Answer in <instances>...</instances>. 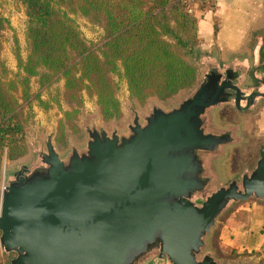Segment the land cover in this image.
<instances>
[{"label":"water","instance_id":"1","mask_svg":"<svg viewBox=\"0 0 264 264\" xmlns=\"http://www.w3.org/2000/svg\"><path fill=\"white\" fill-rule=\"evenodd\" d=\"M205 64L177 106H153L143 123L135 116L125 135L94 126L66 157L50 135L31 165L2 180L9 264H220L204 252L207 239L232 203L264 202V146L239 184L212 190L208 158L234 135L210 130L207 115L225 104L251 109L264 92L241 89L242 65Z\"/></svg>","mask_w":264,"mask_h":264},{"label":"trees","instance_id":"2","mask_svg":"<svg viewBox=\"0 0 264 264\" xmlns=\"http://www.w3.org/2000/svg\"><path fill=\"white\" fill-rule=\"evenodd\" d=\"M12 1L24 8L27 18V56L22 59L17 47L15 78L5 83L0 76V176L4 157L15 161L26 153L24 107L38 101L49 109L41 93L59 81L63 85L56 103L67 108L59 122L57 141L62 140L67 127L77 130L75 120L84 95L95 99L103 121L119 119L116 77L123 80L129 98L139 105L153 98L168 101L197 84L198 28L187 4L178 0ZM213 2L201 1L195 8ZM73 15L101 30L97 46L86 42L70 17ZM8 26V20L0 15V51ZM0 69L5 72L2 61ZM33 78H37L39 90L30 94Z\"/></svg>","mask_w":264,"mask_h":264},{"label":"rangeland","instance_id":"3","mask_svg":"<svg viewBox=\"0 0 264 264\" xmlns=\"http://www.w3.org/2000/svg\"><path fill=\"white\" fill-rule=\"evenodd\" d=\"M0 15L6 18L9 26L2 34V50L0 51V61L3 62L5 72L0 69V76L3 81H8L15 78L17 73V58L16 48H19L18 53L22 59L27 56V46L25 40V31L27 26V18L24 13V8L17 2L12 0H0ZM83 38L89 45L97 46L102 38V32L96 26L90 24L86 19L80 16H70ZM207 40L199 41L200 56L198 63L200 65V73L206 70V62L215 61L219 67L224 65L236 64L245 67L249 74L251 67V50L254 44L251 40H209L208 48H203ZM221 45H235L238 46L236 50L225 49ZM223 50V51H222ZM248 74L243 77V82L240 85L241 89L246 91L251 90V81ZM118 82L119 88L117 98L120 102L121 116L119 119H114L105 122L101 119L98 107L94 98L83 96L84 102L80 107L78 116L75 120L77 130L73 131L69 127L64 130V137L61 141H57V137L61 134L59 122L63 119V111L67 108L64 104L62 108L58 107L56 100L60 97L63 82L59 81L50 89L44 90L41 93V100L48 102L49 109H44L38 101H33L31 107H24V118H27L25 124L24 141L26 146V153L21 158L15 161H7L3 158L0 178V192L2 188L1 179L7 177L17 170L19 166H29L35 160L37 151L44 146L47 138L52 135V142L55 149L61 157H66L72 150H83L87 141V130L94 126L101 127L111 133L116 131L120 135L128 133V126L132 124L134 117H138V122L143 123L144 117L153 106L159 107L163 110H169L179 104V102L186 98L194 89L182 92L174 98L161 102L156 99L148 100L144 105H139L131 100L126 91L124 82L120 78H115ZM200 76L197 84L200 82ZM196 84V85H197ZM261 92L263 88L259 86ZM39 90L37 78L31 79L30 94H34ZM21 94L17 93L19 97ZM264 100L257 101V108L254 112L238 114L232 109V105L225 104L221 107L213 108L208 112V127L210 130L224 131L234 130L233 143L222 147L221 153L217 156H210L208 158V166L210 170L216 175V181L212 186V190L226 186L230 183V179H239L242 173H250L252 161L258 160V148L264 142ZM62 103V102H61ZM256 131V132H255ZM262 131V132H261ZM257 159V160H256ZM262 203L254 198L244 202L232 203L226 211L221 215L217 222V226L212 229L211 235L208 237L204 252H210L212 256L219 260L220 264H259L264 263V251L260 252H237L232 247L225 245L224 242L228 238L221 241L219 239L218 230L220 225L225 223L227 218L241 205L247 203ZM239 217H235V223L239 224ZM240 224L244 220H240ZM230 224V223H229ZM237 224V225H238ZM227 230L232 225H226ZM231 240V239H230ZM9 257L6 264H9Z\"/></svg>","mask_w":264,"mask_h":264},{"label":"crops","instance_id":"4","mask_svg":"<svg viewBox=\"0 0 264 264\" xmlns=\"http://www.w3.org/2000/svg\"><path fill=\"white\" fill-rule=\"evenodd\" d=\"M193 13L197 20L198 40H207L202 44L203 48H208L209 40H251V44L264 40V0H214L212 6L200 3ZM224 46L231 50L238 48L235 45H221ZM236 216L240 218L239 224L235 223ZM240 220L245 223L240 224ZM226 225L232 226L227 230ZM218 235L223 242L227 237L225 245L237 252L262 254L264 204L256 202L239 206L220 225ZM5 259L8 260V256L0 251V264H6Z\"/></svg>","mask_w":264,"mask_h":264},{"label":"flooded vegetation","instance_id":"5","mask_svg":"<svg viewBox=\"0 0 264 264\" xmlns=\"http://www.w3.org/2000/svg\"><path fill=\"white\" fill-rule=\"evenodd\" d=\"M258 52L260 54H258ZM251 67H253V68L250 70L249 74L246 73V74H248L249 79L251 81V90L257 89L260 86L263 88V92H264V40H261L260 42L258 41L257 43H255L254 48L251 50ZM260 99L264 100V97H261ZM257 106H258V104L251 107V112H254L256 110ZM232 109L234 111H236L238 114H244V113L250 112V109L241 111V110L236 109L234 106H232ZM232 131H233V135H234V130L232 129ZM263 146H264V142L258 148V160L260 158V155H259L260 149ZM257 161H255V160L252 161L251 172L254 170V167H255ZM243 175H245V173H242V175L240 176L239 179L232 178V179H230V181H236V183L239 184ZM262 203L264 204V202H262Z\"/></svg>","mask_w":264,"mask_h":264},{"label":"built area","instance_id":"6","mask_svg":"<svg viewBox=\"0 0 264 264\" xmlns=\"http://www.w3.org/2000/svg\"><path fill=\"white\" fill-rule=\"evenodd\" d=\"M178 1H180V2H182L184 4H187V5L191 6L190 9H189V12L192 13L194 6L198 2H201V1H211V0H178Z\"/></svg>","mask_w":264,"mask_h":264}]
</instances>
